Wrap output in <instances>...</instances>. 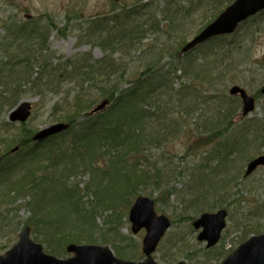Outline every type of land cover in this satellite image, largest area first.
<instances>
[{
    "label": "rangeland",
    "instance_id": "rangeland-1",
    "mask_svg": "<svg viewBox=\"0 0 264 264\" xmlns=\"http://www.w3.org/2000/svg\"><path fill=\"white\" fill-rule=\"evenodd\" d=\"M198 1L200 0H121L117 3L112 0H0V41L24 23L36 22L39 30L44 28L45 32L49 30L52 34L48 39V52L37 51L23 57L13 51L10 56L0 47V58L7 60V65L13 67L10 71L5 68V73L0 76L5 84L2 89L8 83L16 87L21 84L22 90L15 94L20 97L19 102L28 100L34 105L31 119L18 129L5 125L9 109H0V156L15 146L4 145L7 141L14 140L21 131L22 135L26 131L33 135L48 125L60 121L69 122L72 116L74 119L70 122L71 128L67 133L44 142H32L19 152L25 157L32 151L41 156L44 163L38 175L42 179L40 178L37 190L22 193L17 191L18 196L25 194V199L17 202L15 199V206L25 202L24 200L28 204L32 203L26 211L24 208L19 209V217L2 211L4 205L0 206V212L8 214L6 221L10 224L6 225L11 226L8 231L0 228V254L18 241L24 225L20 224L15 229L17 223H23L22 219L30 217L32 221L28 226L32 228L31 236L33 240L43 244L48 253L55 254L56 250L51 248L56 246L60 248L59 253L63 252L61 256H64L67 244L72 239H78L81 244L109 246L115 254L120 253L122 258L141 260L144 231L134 234L128 217L129 209L139 194L154 198L157 211L168 215L175 222L155 254L156 260L161 264H168L173 257L177 259L172 264L181 260L186 264H220L226 256L219 260L215 252L222 249L228 255L255 234L253 229L259 224L263 227L257 230L264 232V167L244 178L249 159L238 158L239 153L231 152L228 155L233 156L222 163L218 147L221 140H227L228 143L236 140V127L242 122L241 103L238 105L240 100L229 94V88L233 84L243 86L249 94L258 98L257 108L243 119H261L264 116V94L260 92L264 84V14L258 15L255 21H247L235 33L234 39L226 41L231 50L230 58H227L229 55L221 57L224 54L223 47L218 50V55H211L216 42L209 41L184 56V60L180 62L177 55L179 56L181 46L196 35L206 16L210 18L218 6V1L210 0L205 1L206 4L203 2L202 8H195ZM223 1L225 7L229 0ZM166 4L170 6V15L179 5L194 9L186 18L175 20L176 27L169 24L168 18L161 13L162 8L165 11ZM221 8L220 11L223 9ZM121 9L125 11H119ZM119 12L132 15L122 23V27L117 26V31L133 30L138 33L145 30L142 37L139 36L132 43V47H137L138 50L128 65L127 75L120 78L121 88H127L135 78H141L145 82L141 80L142 89L139 91L150 92L153 81L151 77L156 75L155 69L158 73H164L173 85L169 92L166 90L164 96L154 99V106L147 105L149 101L141 99L142 94L135 98V105L131 106L129 114H149L148 117L141 115V118L134 120L138 121L134 124L138 133L137 143L104 141L99 142V147L85 148L80 143L77 144L85 125H89L88 131L91 126H100L107 132V126H115L117 119H123L124 112L120 113L117 105L110 104L103 111L89 115L101 100L98 97L102 87L92 89L93 98L90 91L89 98L83 97L84 101L76 103L81 95H77L78 89L74 86L76 79L71 80V75L55 76L56 80H53L59 84L58 89L44 94H38L37 87L31 84L43 72L49 73L47 68H42L44 55H48L49 64L57 68H66L69 63L80 62L84 56L90 60L91 65L105 57L107 51L89 43L93 40L85 36V33L91 32V25L87 20L100 16L111 20ZM114 24L115 22L109 21L102 26L108 28ZM157 24L162 29H158ZM108 34L113 33L111 31ZM152 57L161 61L149 77L145 69ZM26 60H30L32 65L38 64L34 68L37 74L33 73L30 77V74L20 73L24 70ZM212 61H215L214 66ZM173 67L177 69L174 73ZM213 70L220 75V80L211 86L207 83L213 79L210 74ZM189 92L193 93L192 97H187ZM88 99L92 106L85 109L84 102ZM224 102L233 108L234 117H238H233L231 122L234 124L230 123L231 128L226 130L223 137H219L203 128L198 115L212 114L213 109ZM188 103L193 105L190 116L185 111ZM180 115L183 116L177 119ZM162 128H167L165 132L176 130V135L162 139V143L149 140L152 132ZM250 140L252 139L245 138L235 144L244 147L252 143L253 149L249 151L252 157L264 152L261 140ZM247 149L246 145L245 150ZM63 153L68 155L60 158L59 155ZM157 170H161L168 178L174 176L171 183L159 179L160 173ZM232 177H236L233 182L218 188V182ZM14 178L16 181L18 176ZM7 181L15 182L10 177ZM211 182H215L214 187ZM66 193L71 194L67 197ZM219 194L229 199L221 202ZM39 203L43 206L42 210L38 212V216H32L33 209ZM200 206L202 208L197 211ZM222 207L229 210L228 224L221 242L211 254L205 243L197 240L198 231L194 230L191 225L193 219L189 218H195L203 211H216ZM71 214L74 215L71 217ZM79 218L84 220L82 228L76 226ZM3 223L4 218L0 215V225ZM89 234L90 238L84 237ZM121 244L126 245V248ZM173 244H176L175 247H172ZM209 256L214 260L206 261Z\"/></svg>",
    "mask_w": 264,
    "mask_h": 264
},
{
    "label": "trees",
    "instance_id": "trees-1",
    "mask_svg": "<svg viewBox=\"0 0 264 264\" xmlns=\"http://www.w3.org/2000/svg\"><path fill=\"white\" fill-rule=\"evenodd\" d=\"M204 3L206 4L207 2L205 1H210V0H203ZM218 1V6L216 8V10L213 13V18L215 16H217L218 12L220 11L219 9L221 8V3L223 4V0H215ZM229 2H232L231 0H229ZM122 11H125L123 9H121ZM123 14V15H122ZM122 14L119 12L118 14H116L115 16H113V18L111 20V22H115L118 24H121L124 21L129 20V15H132V13H128L126 14V12H122ZM257 20V18H252V21ZM211 21V19L209 21H207L204 25H206L207 23H209ZM250 21V20H249ZM5 23V22H3ZM246 23V22H245ZM100 24H103V20H100ZM114 24V25H115ZM126 25V24H125ZM244 24H242L241 26H243ZM4 26V25H3ZM14 27V26H13ZM115 27V26H113ZM112 27V28H113ZM112 28H107L108 32H111ZM101 27L98 28V30H100ZM34 31V27H30L28 26L26 23H24L22 26L19 27L18 30H15L13 33L7 34V37L4 36V38L1 41V45H3L4 49L6 52L9 51H14L16 53L19 52H28L30 51V49L32 48V39H31V35L33 34ZM145 30L142 31H138V33H136L133 30H121L122 34H118L117 36L114 35V37L111 34H108L107 36L103 37L102 40L98 41L99 45L101 47H103L104 49H107L110 51V55L108 57L109 62L106 63L105 68H101V72L100 76H97L96 78H93L92 75L93 73L89 72H83L82 70L81 72V76H82V83L81 85H85V84H89V86H83L81 87L83 91H85V93H83L81 91V97L80 99H77V102L79 101H84L83 97H88L90 95V93L92 92V89H99L100 87H102V91L98 97V99H102V98H107L110 99V101L113 103L115 101V104L118 106L119 108V112H124V116L123 119H117L116 125L115 126H107V128H109V130H107V132H104V130L100 127L97 126V128L95 126H91L90 127V131L89 130V125H85L82 128V135H81V140L78 143H80L82 146H84L86 148H92V147H99L100 145L99 142L104 143V141H124L127 143H137L138 136H137V132H136V127L134 126V124H136L138 121H134L137 120L139 118H141V115H145L144 114H129V109H131V106L135 105V98L141 95V99H147L146 101H149L147 105L150 106H154L153 101L154 99L157 98H161V96L165 95L166 90L169 92L172 88L173 83L169 82L167 77L165 76L164 73H162L161 71L158 73V70L155 69V73L156 75H154L155 79L153 78L152 80L154 81V85H153V81H152V86L150 85V92L148 90H144L142 92L141 89L142 87V82L143 80L140 79H135L133 81V83H131V85L127 88H121L120 86V78H123L124 76L127 75V68H129V64L132 61V58L136 56V51H137V47H132V43H134L135 41H137L139 35H143ZM142 33V34H141ZM16 34H18L19 36H23L24 39L22 37H17L15 36ZM30 35V37H29ZM120 36L122 38L123 43H121L122 41L120 40ZM29 37V38H28ZM116 37H118L119 39H117ZM141 38V37H140ZM234 39L235 38V34H232L230 36H221L216 38L215 42H216V46H214L210 52L211 55H218V50L224 49V54L221 55V57L224 56H228L227 58H230L232 55H230L231 50L229 49V43L226 42L230 39ZM12 41V42H10ZM234 40H232L231 45H233ZM46 41L42 40V44H41V51H44L47 49V47L45 46ZM16 46V48L14 46ZM128 46V47H127ZM235 46V45H234ZM246 52H248V50H246ZM10 54V53H8ZM120 54L118 57H115V55ZM10 56H12V54H10ZM151 62H148L146 64V73H149V75L151 76V72L153 71V69L155 68V66L157 64L160 63L161 60H157L154 59V57L151 58L150 60ZM214 62L212 61L211 64L214 66ZM5 68L10 71V69H12V66H8L7 65V61L3 62V64L0 65V76L2 74L5 73ZM84 68V67H83ZM176 69L173 67V72ZM21 73V72H20ZM211 77L213 78L211 80V82L209 81L207 84L209 85H213L215 84L216 81L220 80V75H217L214 73V70L210 73ZM135 75V74H133ZM134 77V76H133ZM1 79V78H0ZM142 80V82H141ZM141 85H140V84ZM50 84V83H48ZM47 84V85H48ZM5 84L2 82V80H0V109H4V108H13L15 105L18 104L19 102V96H16V91L22 90V85L19 84L17 87L11 83H8L5 88L2 89V87ZM43 86L45 85H39V86H35L38 88H43ZM163 88V89H162ZM169 88V90H168ZM140 90V91H139ZM91 91V92H90ZM10 93V94H8ZM150 93V94H148ZM193 93L189 92L187 97H192ZM83 96V97H82ZM89 98V97H88ZM92 98H93V92H92ZM191 99V98H189ZM114 104V103H113ZM144 105V103H142ZM182 104V103H181ZM240 104V101H238V105ZM85 105V109H87L89 106H92V102L88 100H85L84 102ZM183 105V104H182ZM192 104L188 103V105L185 107V111H186V115L190 116L191 115V110L192 108ZM144 107V106H143ZM143 111V109H142ZM214 112H212V114L206 115L205 113L198 115L199 118V123H203V128L206 129V131L208 132H214V135H217L219 137H223L224 133L226 132L227 129L231 128L230 123L231 120L233 119L234 115H233V108L231 106H227L224 102L223 105H219L217 108L213 109ZM131 116V117H129ZM149 114H146V117H148ZM181 116L177 117V119H179ZM238 116H235L234 118H237ZM242 119H240L242 122L241 124H238V126L236 127V129L238 130V134H237V138L236 140L228 143L227 140H221L218 142V147H219V153H220V159L222 161V163H224V161H226L228 159L229 156H233V154L228 155L229 153H239L237 156L238 158H247V159H251L253 158L251 155H249V151H251L253 148V146H251L250 143L246 144L247 147L249 149L245 150V146L242 147V145L240 144H235L237 141L245 139V138H249L252 139L250 141H257V140H261L262 143H264V116L263 118L259 119V118H255V119H243L245 117H240ZM70 121H73V116L72 118H69ZM128 121V122H127ZM126 124V125H125ZM234 124V123H233ZM8 125H13V123H7L6 126ZM13 128V127H12ZM164 129V131H163ZM167 130V128H162L160 130H155V132H152V135H150L149 140H152L156 143H162L164 140V138H169L170 136H172V134L176 135V130H171V132H165ZM21 135V136H20ZM29 136L28 134L24 133L22 135V132H20V134L18 136H16V138L14 140H4L7 141V143L4 146H9L11 144H24L26 141L27 143H30L31 140H27L26 137ZM1 141V139H0ZM235 144V145H233ZM250 145V146H249ZM76 148V145H73ZM221 148H223V150H221ZM8 150V149H7ZM245 150V151H243ZM1 151V149H0ZM6 152V151H5ZM2 153V152H1ZM7 153V152H6ZM9 153L6 154L7 158H12L11 156H8ZM68 154H61L59 155L60 158L67 156ZM53 157H55V154H52ZM8 163V162H7ZM5 163V165H3L2 169H16L17 167H19L17 164H10L9 166L8 164ZM44 163V160H42L41 158H39L38 156H31L30 157V162L29 165L27 167L26 170H23L22 172L19 171V177L15 182H11L9 184V182L7 181V176H10L8 174V172L6 173L7 176L5 175L4 171L0 172V206L4 205V209L2 211H5L8 214H15L16 217L18 216V211L20 208H24V209H29V204H32L29 202L24 200L25 202H20L18 205H14L18 200L20 199H25V194L22 196H18V192L17 191H21L22 192H32L34 190H37L38 186H39V181H40V176L39 171L41 170L42 164ZM158 173H160V175L158 176L159 179H162L163 181H165L166 183H171L172 179L174 176L171 177H167L166 175L163 174V172L161 170H157ZM168 178V179H167ZM42 179V178H41ZM214 181H217L216 179H213ZM233 179L231 178H227L224 179L221 182L217 183L218 188L223 187V186H227V184H229ZM235 180V179H234ZM170 181V182H169ZM5 185V186H2ZM210 185V184H208ZM215 182H211V186L214 187ZM162 187V185H161ZM32 190V191H31ZM15 192V193H14ZM69 195L71 193H68ZM21 195V194H20ZM219 201H226L229 198L225 197L223 194H219ZM16 200V202H14V200ZM9 207V208H8ZM11 207V208H10ZM42 204L39 203L37 205V207L35 209H33V214L32 216H38V212L42 210ZM202 208V206L199 207V209L197 211H199ZM1 210V208H0ZM8 211V212H7ZM70 213V212H69ZM7 214V215H8ZM0 215L3 216L4 218V223L2 225H0V228L2 230H9L11 228V226H8L6 224H10L8 221H6L7 215L4 213L0 212ZM74 214H71V217ZM69 217V216H68ZM40 219V218H37ZM36 219V220H37ZM192 219V218H189ZM32 221V219L29 217L26 222L25 225L29 224ZM84 222V220L82 219H78V221L76 222V226L78 228H82V223ZM175 223V222H173ZM21 224V221H19L17 223L18 226L15 227V229H18L19 226ZM263 226L261 224L257 225L254 229H253V233H260L257 229H261ZM15 232V231H13ZM91 234L84 236V237H91ZM68 241V240H67ZM70 242H77L80 243L81 240L78 239H72ZM176 244H173L172 247H175ZM51 249H55L56 252H54L55 254H58L59 256L63 255V252L59 253V247H54ZM215 250V249H214ZM211 254L213 253V250L210 251ZM215 256L218 257L219 256V260L225 256V252L221 249L220 252H215ZM167 258V257H165ZM177 258H172L170 261H168L169 264H172ZM214 260L212 258H208V260L206 261H211Z\"/></svg>",
    "mask_w": 264,
    "mask_h": 264
},
{
    "label": "water",
    "instance_id": "water-1",
    "mask_svg": "<svg viewBox=\"0 0 264 264\" xmlns=\"http://www.w3.org/2000/svg\"><path fill=\"white\" fill-rule=\"evenodd\" d=\"M262 10H264V0H236L213 23L190 41L183 50L188 51L213 36L232 33L240 22ZM230 93L240 95L242 98L244 115L255 109V98L241 86H232ZM262 93H264V86ZM107 103L108 101L102 102L95 111L102 110ZM30 109V103H22L12 112L11 117L13 120L25 121L30 115ZM66 128H68L66 124H56L47 127L36 138L41 139ZM263 165L264 155L256 157L248 163L246 175H250ZM227 215L226 209H220L217 212H205L197 218L193 222V226L196 229H201L198 240L207 241L208 247L216 245L226 226ZM130 220L134 233L139 232L142 228L146 229V235L143 238V251L147 258L144 261L122 260L117 258L109 247L92 244H70L67 250L74 253V256L69 259H59L45 254L42 245L30 239V228H26L20 235V242L5 255H0V264H159L153 258V253L171 226L170 218L164 214L158 215L155 211L154 200L141 195L130 209ZM178 264H185V262L180 261ZM221 264H264V233L253 236L242 243Z\"/></svg>",
    "mask_w": 264,
    "mask_h": 264
},
{
    "label": "bare ground",
    "instance_id": "bare-ground-1",
    "mask_svg": "<svg viewBox=\"0 0 264 264\" xmlns=\"http://www.w3.org/2000/svg\"><path fill=\"white\" fill-rule=\"evenodd\" d=\"M141 31H142V30H141ZM113 33L115 34V36H117L118 34H122L119 30H118V31H117V30H114ZM116 38L119 39L118 37H116ZM120 40L122 41L121 36H120ZM121 43H123V41H122ZM235 178H236V177H232L231 179H233V180H232L231 182H233ZM121 246L124 247V248H126V245H124V244H121ZM117 255H118V256H121L120 253H117Z\"/></svg>",
    "mask_w": 264,
    "mask_h": 264
}]
</instances>
